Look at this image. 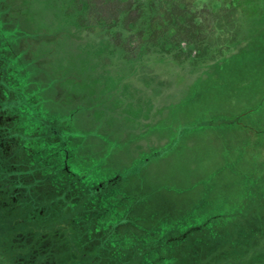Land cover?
<instances>
[{"label":"rangeland","instance_id":"1","mask_svg":"<svg viewBox=\"0 0 264 264\" xmlns=\"http://www.w3.org/2000/svg\"><path fill=\"white\" fill-rule=\"evenodd\" d=\"M71 3L0 0V264H264V57L127 59Z\"/></svg>","mask_w":264,"mask_h":264},{"label":"trees","instance_id":"2","mask_svg":"<svg viewBox=\"0 0 264 264\" xmlns=\"http://www.w3.org/2000/svg\"><path fill=\"white\" fill-rule=\"evenodd\" d=\"M71 1L69 7L75 17L81 12L76 19H80L85 10L92 9L96 27L101 22L109 31H115V44L127 59L133 58L130 56L133 52L138 54L139 51L142 58L144 51L152 50L161 57L171 55L178 62H184L185 56L189 59L196 51L190 65L197 67L203 61L221 60L237 48L242 49V55L253 56L254 61L264 57V0ZM249 26L258 37L247 40L248 45L242 46L240 38L245 40V34H251ZM123 32L127 35L120 38ZM239 34L242 36L238 39ZM133 38L139 40L136 46L129 45Z\"/></svg>","mask_w":264,"mask_h":264},{"label":"flooded vegetation","instance_id":"3","mask_svg":"<svg viewBox=\"0 0 264 264\" xmlns=\"http://www.w3.org/2000/svg\"><path fill=\"white\" fill-rule=\"evenodd\" d=\"M14 210H16L15 207H8V202L5 199V192H0V213H2L5 217L7 214H14Z\"/></svg>","mask_w":264,"mask_h":264},{"label":"crops","instance_id":"4","mask_svg":"<svg viewBox=\"0 0 264 264\" xmlns=\"http://www.w3.org/2000/svg\"><path fill=\"white\" fill-rule=\"evenodd\" d=\"M257 102V101H256ZM241 103V102H240ZM250 108V107H249ZM252 108H253V106H252ZM249 122V121H248ZM249 124H251V123H249ZM247 126H249V125H247ZM251 127V126H250ZM252 147V146H251ZM253 150V149H252ZM262 157H264V154H262Z\"/></svg>","mask_w":264,"mask_h":264}]
</instances>
